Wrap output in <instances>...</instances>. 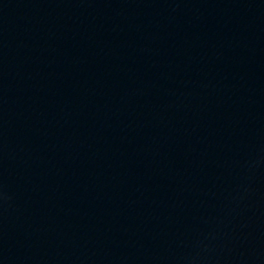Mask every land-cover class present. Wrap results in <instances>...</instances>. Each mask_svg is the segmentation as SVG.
Here are the masks:
<instances>
[{"label":"water","instance_id":"water-1","mask_svg":"<svg viewBox=\"0 0 264 264\" xmlns=\"http://www.w3.org/2000/svg\"><path fill=\"white\" fill-rule=\"evenodd\" d=\"M0 264H264V0H0Z\"/></svg>","mask_w":264,"mask_h":264}]
</instances>
